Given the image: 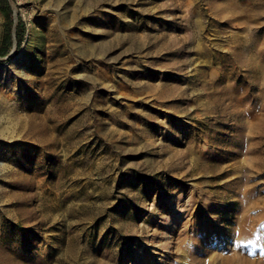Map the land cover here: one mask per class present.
<instances>
[{"label": "rangeland", "instance_id": "rangeland-1", "mask_svg": "<svg viewBox=\"0 0 264 264\" xmlns=\"http://www.w3.org/2000/svg\"><path fill=\"white\" fill-rule=\"evenodd\" d=\"M9 2L0 264H264V0Z\"/></svg>", "mask_w": 264, "mask_h": 264}, {"label": "trees", "instance_id": "trees-1", "mask_svg": "<svg viewBox=\"0 0 264 264\" xmlns=\"http://www.w3.org/2000/svg\"><path fill=\"white\" fill-rule=\"evenodd\" d=\"M0 13L4 17V32L0 47V57H7L17 44L19 50L24 42L25 29L21 20L15 24L13 10L9 0H0Z\"/></svg>", "mask_w": 264, "mask_h": 264}]
</instances>
